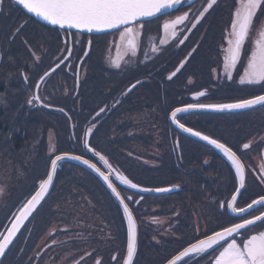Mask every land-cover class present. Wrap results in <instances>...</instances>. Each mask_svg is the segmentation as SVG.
<instances>
[{
    "label": "flooded vegetation",
    "instance_id": "af4514ba",
    "mask_svg": "<svg viewBox=\"0 0 264 264\" xmlns=\"http://www.w3.org/2000/svg\"><path fill=\"white\" fill-rule=\"evenodd\" d=\"M207 2L208 0H185L179 8L171 13L148 22H138L137 24L142 23L144 27L142 35L138 38L139 47L135 55L121 44L119 33L122 29H120L109 34L97 36L59 32L57 37L59 48L55 56H41L35 54L34 57H32V72L37 76V84L40 77L43 76L45 72L50 71L60 63V59L58 58L67 56L65 49L68 47L72 49V55L56 70L57 72L55 71V73L49 75L46 81H44L37 90H35V87L32 89L31 95L26 99L27 106L25 107L24 104H22L19 106V110L30 108L51 111L56 108V97H58L60 102H62L61 105H63L58 108H63L65 112L71 114L70 117L74 126L78 127L80 124L82 127V143L85 148L83 157L108 174L111 182L117 189L118 186H121L123 188H128L132 192V195L128 194L127 196L131 197V199H128L129 203L126 202L124 197L123 199L135 218L134 210L138 207L140 201V199L136 197V193L139 194L138 190L141 187L139 186V188L133 189L123 183L121 179H118L117 175L123 176V174L120 172L118 165L114 162L116 161L115 157H111L114 161L109 162L107 160L112 166V170L110 171L104 161L100 160L99 156L96 155L97 152L93 150L94 155L87 150L85 147V140L89 143L90 138L95 132L103 127L113 126L112 134L110 135L111 143L122 140L125 132H127V138L130 140L128 151L124 153L125 157L122 158L128 159L131 165L148 168L159 166L158 160L163 155L160 154V156H157L159 152L156 146H150V137L139 136L144 134L143 129L150 128V114L166 113L168 111L169 97L178 96L177 103L180 104L172 106L167 115L168 124L177 132L169 122V113L179 107L178 105L182 106L181 104L183 103L181 102L184 94L196 97L195 93L197 92L204 91L206 95H208L210 89L211 91L214 89V83H210L207 89L199 88V83L197 84L199 81L197 75L190 72L187 73L186 81L193 87L186 91L174 83L177 74L173 76L172 79H168L173 73V71L169 72V70H171L169 66H172L174 63V61L169 58L168 54L178 53L179 55L180 52L184 50L185 45L195 38L193 48L195 51L191 50L186 56L189 57V54L193 52L195 53L194 58H199V52L204 49L205 44H207L206 42H210L209 39H213L214 26L216 25L215 20L218 18L216 22H219L223 26L221 40L218 43L220 46L219 49L221 50V65L223 66L222 51L224 49L223 47H227V32L232 16L230 2L225 3V8L221 11L218 7L219 0H217L213 8L210 9L201 19L200 23L197 24L196 17L203 11ZM235 2L237 6L238 0H235ZM184 12H188V20L184 24L178 26L177 37L169 35L165 43L161 44L160 41L165 39L162 30L164 21L172 20L176 16L182 15ZM260 16H262V14L260 15L258 11L254 21L258 22ZM193 24H196L195 28L192 27ZM185 37H187V39H184ZM180 39H184L183 44L178 42ZM201 42L202 44L200 45ZM202 45L203 47L200 50ZM253 45L252 43L248 44L246 41L244 50L246 54H250L249 47L252 49ZM153 47L158 51L153 53ZM85 52H88L87 56L84 55ZM210 53H212L211 46L209 47V54ZM37 57H39V59H37ZM183 58H180L178 67H180L182 61L185 62ZM246 61L247 55H243L242 63L238 64L237 69L233 72V75L236 72L238 73V79L240 75L243 74V67L246 65ZM114 62L119 63L120 67L116 68ZM222 66H220L219 69L216 67L210 69V71L216 69V76L212 78L213 82L217 80L218 73H221L223 69ZM193 69L198 71V65ZM37 71L39 73H37ZM21 74L23 83L28 84L27 80H25V73ZM223 75L225 76V74ZM225 78L231 80L226 76ZM137 81H139V83H137ZM133 85H135V87H132ZM55 88H61V91L56 92ZM10 93L22 99V101L25 99L23 91L20 89H10L5 95ZM33 95H38L41 99L40 101L34 100L30 105L28 104V100L31 99ZM44 104H48L50 107H44ZM5 107H7V104ZM101 109H103V111H101ZM77 112L80 115V119L78 118L77 121H74L75 117L73 114ZM183 117L185 116L178 117L180 123H182L181 120ZM89 128L92 129L91 132H88ZM136 130H139V132H136ZM187 139L196 142L190 138ZM53 140V132L48 131L46 142L50 144ZM171 140L173 139H170V141ZM136 141L139 142L138 145H140V147H137ZM158 142H162V139L158 138ZM263 153L264 146L259 153L251 157V162L242 160L238 156L245 168L246 190L255 189L260 191L261 194L258 198L264 195V182H261L260 179L263 174L254 167V158L259 157V161L264 159ZM100 154L106 159L110 158L106 157L103 152H100ZM6 170L5 166V168L0 170V173L7 172ZM131 173L133 172H130V174ZM213 173L214 172L210 171L208 174L213 176ZM225 174L227 175V184L224 186H217L213 177L209 178L205 175L202 176L200 181L198 177L195 178L196 180L198 179V185L192 183L188 178L182 182L177 181L179 183V190L178 188H174L175 192L178 191L175 200L150 202L146 210L138 212L139 216L136 218L138 224V247L139 238L142 236V239L146 241V244L144 243V253L147 255L155 254L169 256L160 263L165 264L184 248L197 242L198 239H203L206 235H211L213 231H220L223 226H229L231 223L239 222L238 217L231 216L227 208V202L235 191L234 176L233 173L228 170ZM102 187L105 189L103 185ZM169 187L173 188V186ZM0 189L5 193L0 202L1 214L7 199V186L5 188V183H0ZM118 191L120 192L119 189ZM244 191L245 190H243V192ZM110 197L112 198L111 195ZM241 199L242 198H239L236 204L238 208L245 207L249 203H243ZM46 200L43 202L42 206L45 204ZM50 204L51 202L48 206ZM100 204H103V202H100ZM221 204L225 206L221 207ZM116 205L119 208L117 203ZM52 206H56V204L53 203V205L50 206L51 214L54 218L56 217L57 211L61 210H54L51 208ZM65 206L66 210L62 211V214L64 215L63 217L66 218L67 223L65 222L62 224V227H60V230L63 231L65 236L64 240L58 239L61 235V231L55 230L54 220L47 230L39 236L35 244L32 256L36 261H34L33 264H55L60 262L59 260L62 256H64L66 264H77V262L78 264H96L97 260L100 261V264H103V248L109 247L110 245L111 248L116 247L118 244V233L115 232V237H112L113 233L105 232L102 220L98 217L97 221H100L99 226L95 228L92 225L89 227L90 234H86V229H88L86 218L87 220L89 217L92 218V212L81 209V207H76L72 202H66ZM44 210H46V208ZM261 211H264V207L255 209L251 214L258 215ZM244 217L250 218L249 215H244ZM81 218L84 222L81 221ZM259 230H264V225L259 223L258 227L254 229V231ZM234 238L240 242L245 237L235 236ZM124 242L123 254L120 260L118 248H114V250L107 248L106 252H110V264L122 263L126 241ZM214 254L213 250H210L199 256L194 255L188 257L179 264H185V262L186 264H208ZM113 257H116V259L113 260ZM148 261L150 262L151 259H148Z\"/></svg>",
    "mask_w": 264,
    "mask_h": 264
},
{
    "label": "trees",
    "instance_id": "16d2710c",
    "mask_svg": "<svg viewBox=\"0 0 264 264\" xmlns=\"http://www.w3.org/2000/svg\"><path fill=\"white\" fill-rule=\"evenodd\" d=\"M2 1V10H0V170L6 166L7 171H9V183H6V204L0 214V231L5 222L35 191L40 180L45 178L49 163L55 155L67 153L83 157L85 153L82 143V127L80 124L78 127L72 124L71 114L59 111L58 107L63 105H61L62 102L58 97H56L54 110L30 108L19 110V106L22 104L27 106L26 99L31 95L37 80V76L32 72V57L35 54L55 56L59 48L57 39L59 31L38 24L27 17L10 0ZM227 2H230L231 9L234 7L235 0H219L218 7L221 11L224 10ZM217 19L215 20L213 39L206 42L208 45L205 44L203 50L201 48L204 44L200 47L199 58H194L195 53L193 52L189 57L186 56L193 50L195 38L185 45L184 50L179 55L178 53L168 54L169 58L174 61L172 66H169L171 69L169 72L176 71L180 58L184 57L183 59H185L184 67L181 68L182 72L181 70L176 72L177 76L174 82L184 91L193 87L186 81L188 72L197 75L199 88L207 89L210 83H214V89L212 91L210 89L208 95L194 99L195 97L184 94L182 106L196 103H231L264 94V85L239 84L237 72L231 80H227L220 72L216 81L213 82L210 78V69L212 67L219 69L221 66L218 43L221 40L223 26L216 22ZM210 46L212 53L209 54ZM196 65H198V71L193 69ZM21 73H25L28 84L23 83ZM37 73L39 72L37 71ZM10 89L22 90L25 99L22 101L11 93L5 95ZM55 89L56 92L61 91V88ZM177 99L178 96L169 97L168 111L172 106L180 104L177 103ZM6 104L7 107H5ZM168 111L164 114L151 113L150 128L143 129L144 134L139 135L150 137V146H156L159 152L157 156L163 155L158 160L159 166L148 168L131 165L128 159L122 158L125 157L124 153L128 151L130 140L127 138V132H125L122 140L111 143L110 135L113 126L103 127L95 132L90 138L88 146L95 152H103L106 157H110L107 159L109 162L114 161L112 156L115 157L116 161L114 162L120 168L123 176L141 188L176 186L179 185L178 182L185 181L187 178L198 185V179L195 178L198 177L200 181L204 175L209 178L213 177L217 186L226 185L227 175L225 172L231 171L227 163L210 149L175 132L167 122ZM73 116L75 117L74 121L80 119L78 112ZM181 122L194 131H200L213 139H219L222 143H226L242 160L248 162H251V157L259 153L264 146V107L234 115H190L183 117ZM48 131H52L54 134L53 152L49 151L46 142ZM158 138L162 139V142H158ZM170 139L173 140L170 141ZM138 140L140 142L139 137ZM139 142L136 141L137 147H140ZM244 143H250L249 149L243 148ZM208 171L214 172V175L211 176ZM130 172L133 173L130 174ZM176 188L179 190V186ZM118 189L126 202L129 203L127 196L128 194L132 195V192L121 186H118ZM260 194L261 192L255 189L246 190L243 192L241 200L243 203L249 202ZM177 195L178 191L160 197L136 193V197L140 201L138 207L133 209L134 214L137 218L138 212L146 210L150 202L175 200ZM50 202L51 204L48 206ZM66 202H72L76 207L92 212L93 217H89L88 220L86 218V224H88L86 234H90L89 227L92 225L95 228L99 226L98 217L102 220L105 232L113 233L112 237H115V232L118 233V244L114 248H118L120 260L126 237L120 209L92 174L76 165L61 163L57 169L55 182L48 199L23 230L1 264H33L36 261L32 256L33 250L39 236L47 230L54 220L55 224L61 225L60 227L67 221L62 214V211L66 210ZM53 203L56 206H52V209L61 210L57 211L54 218L50 209ZM81 221L84 222L82 218ZM144 243L146 244V241L140 236L134 264H160L169 257L145 254ZM107 248H111V245L103 248V264H110V252H106ZM148 259L151 261L149 262Z\"/></svg>",
    "mask_w": 264,
    "mask_h": 264
},
{
    "label": "snow or ice",
    "instance_id": "6c2138e0",
    "mask_svg": "<svg viewBox=\"0 0 264 264\" xmlns=\"http://www.w3.org/2000/svg\"><path fill=\"white\" fill-rule=\"evenodd\" d=\"M14 3L21 5L27 13L34 14V16L41 18L50 25L59 26L60 29H76L91 33L93 31L104 32L106 30L122 28V31L119 33L120 42L127 50H130L135 55L139 47L138 38L142 35L144 27L142 23L137 24V22L142 20V18L157 17V14L163 15L169 9H173L176 5L181 4L182 0H14ZM216 3L217 0H208L203 11L196 17L197 24L200 23L201 19ZM0 10H2V0H0ZM258 11L264 14V0H238L237 6L232 13L229 30L227 32V47L223 49V71L228 79H232L237 65L242 63V56L247 55L246 65L243 67V74L240 75L238 81L241 85H264V30L260 31V38L254 42L250 54H246L244 51ZM188 15V12H184L172 20L164 21L162 30L165 39L160 41L161 44L165 43L169 35L177 37V28L188 20ZM192 27L195 28L196 24H193ZM184 39H187V37ZM184 39H180L178 42L183 44ZM157 51L155 47L152 48L153 53ZM65 52L67 56L58 58L60 59V63H64V60H67L72 55V49L70 47L66 48ZM84 55L87 56L88 52H85ZM60 63L56 65V68L60 67ZM184 63L182 61L180 67L168 79H172L176 75V72H179L184 67ZM114 66L119 68L120 64L114 62ZM49 75V72H45L44 76L40 77V80L44 81V78ZM25 80H27V77H25ZM39 87L40 85L37 84V88ZM132 87H135V85ZM195 95L196 97H201L206 95V92L200 91L195 93ZM40 99V96L33 95L28 100V104L31 105L34 100L40 101ZM255 105L264 106V95H255L251 99H242L234 103L188 104L183 108H176L171 112V120L179 128L214 146L227 158L232 168H234L236 194H233L231 200L227 202V208L231 209L233 213H246L256 205L264 207V195L252 200L247 205V208L236 207L237 194L242 195V189L246 191L245 168L237 153L233 151L232 147L226 143H222L219 139H213L209 135H205L200 131H194L192 128L185 127L184 124L179 123L178 113H186L194 108L215 111L240 110L248 109ZM43 106L50 107L48 104H44ZM59 111L63 112L64 109L61 108ZM91 131L92 129L89 128L88 132ZM85 147L88 148L87 140H85ZM249 147L250 143L243 144L244 149H249ZM89 150L91 151L92 149ZM96 155L99 156L100 160L104 161L105 165L111 171L112 166L108 163L107 159L98 152ZM65 158L66 156L56 155L54 159H51V171L46 173V178L40 180L39 188L35 191V194L21 206L19 215L15 216L14 223L10 228H7V235L0 233V256L5 255L6 249L13 243V239L20 230L23 222L32 214L33 209L36 208L48 192L49 186L53 184V174L57 169L58 162ZM71 159L81 160L82 158L73 156ZM82 162L88 165L89 168L95 170L107 182L108 188L112 190L116 198L123 205L124 213L128 219L126 258H124L123 264H133V258L137 251V234L132 212L128 205L124 203V199L121 198L120 193L110 182V177L104 172H101L95 164L90 163L88 160H82ZM117 178L121 179L123 183L133 189L139 187L138 184L133 183L127 177L118 174ZM260 179L261 182H264V175ZM176 187L178 185L173 186V188ZM142 190L167 192L173 189L156 188ZM128 199H131V197H128ZM224 206V204H221V207ZM249 217L245 218L241 215L238 217L239 222L231 223L229 226H223L220 231H213L211 235H206L203 239H198L196 243L189 245V247L185 248L178 255L171 258L168 264H179L189 254L199 256L202 253H206L209 249H212L215 254L208 264H264V230L254 231L258 227L257 222L264 225V211H261L258 215L249 213ZM234 234L244 236L245 238L238 242L234 238ZM228 238L231 239L229 240ZM222 241L224 242L223 244H221ZM214 246L217 247L214 248ZM115 259L116 257H113V260ZM96 264H100V261L97 260Z\"/></svg>",
    "mask_w": 264,
    "mask_h": 264
},
{
    "label": "water",
    "instance_id": "95a60500",
    "mask_svg": "<svg viewBox=\"0 0 264 264\" xmlns=\"http://www.w3.org/2000/svg\"><path fill=\"white\" fill-rule=\"evenodd\" d=\"M13 3H14V0H11ZM16 6H18L25 14H27V15H29L30 17H32L34 20H36L37 22H39V23H41V24H43V25H45V26H48V27H50V28H52V29H59V30H67V31H73V32H79V33H83V34H88V35H101V34H106V33H110V32H113V31H116V30H118V29H114V30H106V31H104V32H96V31H93V32H91V33H88L87 31H78V30H76V29H67V28H65V29H60L59 28V26H54V25H50V24H48L46 21H43L41 18H39V17H36V16H34V14H30V13H27V11L25 10V9H23V7L21 6V5H19V4H16V3H14ZM178 7V5H176L173 9H169L166 13H169V12H171V11H173V10H175L176 8ZM166 13H164V14H166ZM163 14V15H164ZM159 16H161V14H157V17H159ZM154 18H156V17H149V18H142V20H140V21H138V22H141V21H148V20H151V19H154ZM264 95V94H263ZM234 103V102H233ZM185 107V106H184ZM260 107H263V106H261V105H255V106H253V107H251V108H248V109H240V110H225V111H215V110H211V109H200V108H194V109H192V110H190V111H188V112H186V113H178V117L179 116H183V115H190V114H207V115H230V114H239V113H244V112H249V111H251V110H255V109H258V108H260ZM179 108H183V107H179ZM169 122L171 123V125L176 129V131L177 132H179L180 134H182L183 136H185V137H187V138H190V139H192V140H194V141H196V142H198V143H200V144H203V145H205V146H207L208 148H210V149H212L215 153H217L221 158H223L230 166H231V164H230V162L227 160V158L226 157H224L223 156V154L218 150V149H216L214 146H212V145H209L206 141H202V140H200L198 137H195V136H192L191 134H189V133H186V132H184L181 128H179L178 126H177V124L176 123H174L172 120H171V113H170V115H169ZM89 152H91L90 150H89ZM59 155H61V156H66V158L65 159H62L61 161H59L58 162V165L60 164V163H71V164H74V165H76V166H79V167H81V168H84V169H86L87 171H89L91 174H93L103 185H104V187L108 190V192L113 196V198L116 200V202L118 203V205L120 206V208H121V210H122V213H123V216H124V220H125V225H126V230L128 229V219H127V216L125 215V213H124V208H123V205L120 203V200H118L117 198H116V196H115V194L112 192V190L110 189V188H108V186H107V182H105L104 180H103V178L95 171V170H93V169H91V168H89L88 167V165H86V164H84L83 162H82V160H86V159H84V158H82L81 160H76V159H71V157H73V156H76V155H72V154H59ZM55 158V157H54ZM53 158V159H54ZM89 161V160H88ZM90 162V161H89ZM90 163H92V162H90ZM93 164V163H92ZM58 167V166H57ZM97 167V166H96ZM98 168V167H97ZM231 168H232V166H231ZM99 169V168H98ZM233 169V171H234V173H235V170H234V168H232ZM49 171H51V162H50V165H49V169H48V172ZM56 171H57V169H56ZM56 171H55V173L53 174L54 175V180H55V176H56ZM101 171V170H100ZM101 172H103V171H101ZM106 174V173H105ZM106 175H108V174H106ZM109 176V175H108ZM110 177V176H109ZM110 182H111V180H110ZM112 183V182H111ZM53 184H54V181H53ZM53 184L52 185H50L49 186V190H48V192L45 194V196H44V198L40 201V203L36 206V208L35 209H33V212H32V214L23 222V224L21 225V228H20V230L17 232V234H16V236L14 237V239H13V243L16 241V239L18 238V236H19V234L21 233V231L24 229V227L26 226V224L29 222V220L33 217V215L35 214V212L39 209V207L43 204V202H44V200L47 198V196H48V194H49V192H50V190H51V188H52V186H53ZM113 184V183H112ZM114 186V185H113ZM115 187V186H114ZM39 188V187H38ZM38 190V189H37ZM36 190V191H37ZM117 190V189H116ZM118 191V190H117ZM242 191V190H241ZM172 192V190L171 191H167V192H156V191H143V190H141V193H143V194H148V195H153V196H159V195H166V194H168V193H171ZM34 194H35V192H34ZM33 194V195H34ZM234 194H236V193H234ZM121 196V195H120ZM239 196H240V194H237V200H238V198H239ZM31 198V197H30ZM29 198V199H30ZM121 198H122V196H121ZM231 200V199H230ZM124 203H125V201H124ZM258 207H260L259 205H256V206H254L252 209H249L248 210V212H246V213H233L232 211H231V209H228L229 210V214L231 215V216H233V217H239V216H244V215H246V214H248V213H250V212H252L253 210H255L256 208H258ZM247 208V207H246ZM131 211V210H130ZM19 215V212L15 215V216H18ZM132 216H133V214H132ZM14 219H15V217L13 218V220L10 222V224L8 225V227L7 228H10L11 226H12V224L14 223ZM133 219H134V221H135V218H134V216H133ZM257 223H259V222H257ZM135 224H136V234H137V238H138V228H137V223H136V221H135ZM7 228L5 229V231L4 232H2L4 235H7ZM236 235L234 234V237H235ZM228 239H231V238H228ZM13 243L11 244V245H9V248L8 249H6V252H5V255L7 254V252L9 251V249L11 248V246L13 245ZM222 243H224L223 241L221 242V244ZM126 245H127V243H126ZM215 247H217V246H214V248ZM211 249H209L208 251H210ZM207 251V252H208ZM206 252V253H207ZM202 254H205V253H202ZM201 254V255H202ZM5 255H3V256H0V263H1V261L3 260V258L5 257ZM178 255V254H177ZM192 255H195V254H189V256H187V257H190V256H192ZM135 257V256H134ZM187 257H184L183 258V260L184 259H186ZM124 258H126V251H125V257ZM133 260H134V258H133ZM123 264V263H122ZM166 264H168V262L166 263Z\"/></svg>",
    "mask_w": 264,
    "mask_h": 264
},
{
    "label": "rangeland",
    "instance_id": "374dc122",
    "mask_svg": "<svg viewBox=\"0 0 264 264\" xmlns=\"http://www.w3.org/2000/svg\"><path fill=\"white\" fill-rule=\"evenodd\" d=\"M255 22V21H254ZM256 23H257V26H256ZM256 23H254V26H253V28H252V31H251V33H250V35H249V37H248V39H247V43L249 44V43H252V44H254V42L257 40V39H259L260 38V36H259V33H260V31L261 30H264V21H261V23H260V20H258V22H256ZM222 26V25H221ZM221 29V28H220ZM223 31V27H222V29H221V32ZM220 32V31H219ZM227 42V41H226ZM223 48H225V47H223ZM224 55V53H223V51H222V56ZM221 73L222 74H225L224 73V71H223V69L221 70ZM216 76V69H213L212 71H210V78L212 79V78H214ZM7 83V82H6ZM258 140H260V139H258ZM48 146H49V151L50 152H53L54 150H52L53 148H54V140L52 141V142H50V144H48ZM264 154V153H263ZM254 167H256V169L257 170H259L263 175H264V159H262V160H260L259 161V157L257 158V157H255L254 158ZM7 171V170H6ZM9 171H7V172H2V173H0V180H1V183H5V188H6V182L7 183H9V179H8V175H9V173H8ZM20 172V171H19ZM11 173H12V169H11ZM3 176V177H2ZM10 179H11V177H10ZM1 190V189H0ZM4 190V189H3ZM5 195V193L3 192V191H0V202H1V199H2V197H4V195ZM3 195V196H2ZM60 224L59 223H56L55 224V230H59V231H61V235L59 236V238L58 239H61V240H64V238H65V236H64V233H63V231L62 230H60ZM61 259L59 260L60 262H58V263H55V264H66V262H65V258H64V256H62V257H60ZM51 264H54V263H51Z\"/></svg>",
    "mask_w": 264,
    "mask_h": 264
}]
</instances>
